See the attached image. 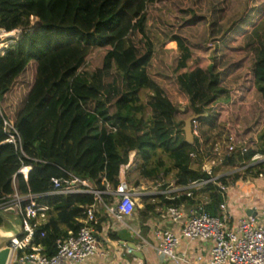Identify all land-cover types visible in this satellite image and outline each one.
<instances>
[{
    "label": "trees",
    "instance_id": "1",
    "mask_svg": "<svg viewBox=\"0 0 264 264\" xmlns=\"http://www.w3.org/2000/svg\"><path fill=\"white\" fill-rule=\"evenodd\" d=\"M153 1L0 0V28L25 30L17 44L0 55V202L10 200L18 192L22 197L35 195L38 203L49 207V220L36 224L33 241L43 246V253L48 256L57 253L58 239L80 229L78 219L85 217V206L99 201L94 194L47 195L54 178L65 179L67 173H72L90 180L98 191L107 192V184L116 190L122 166L129 163L132 152H137L142 160L139 173L145 178L169 172L164 155L173 164L178 186L188 187L209 179L201 165L191 166V154L199 152V141L188 143L184 132L176 131L177 108L148 73L152 44L148 43L147 51L141 54L130 38L135 32L144 33L147 5ZM32 17L39 24L26 31L31 29ZM176 40L183 50L176 70L179 72L187 67L191 53L180 38ZM101 49L105 50L101 65L92 69L86 62ZM214 68H198L178 77L198 115L205 111L199 104H209L229 94L220 86ZM114 69L123 79L120 91L114 80L106 82ZM254 87L264 101V51L255 64ZM142 90L151 93L149 119L144 117ZM23 92L25 100L14 113L9 99L15 106ZM114 93L117 99L112 104ZM223 100L229 101V95ZM207 112L201 121L214 128L215 115ZM4 120L17 129L23 152L6 143ZM255 145L246 153L237 149L227 155L224 164L249 165L245 169L248 176L264 173V163L252 162L256 155L264 156V128ZM198 158L202 160L203 156ZM28 165L32 169L26 180L19 171ZM248 176H223L218 183L227 186L230 180ZM200 191L209 197L208 205L200 210L219 215L223 203L219 187L209 183ZM101 197L108 203L109 195L104 193ZM184 204L197 205L194 195L168 201L169 206ZM2 214L0 227L6 222Z\"/></svg>",
    "mask_w": 264,
    "mask_h": 264
},
{
    "label": "rangeland",
    "instance_id": "2",
    "mask_svg": "<svg viewBox=\"0 0 264 264\" xmlns=\"http://www.w3.org/2000/svg\"><path fill=\"white\" fill-rule=\"evenodd\" d=\"M146 14L144 33L135 32L130 38L141 54L147 51L148 43L152 44L153 56L148 73L177 108L176 131L181 129L184 132L186 121L197 117L194 121L198 122L200 135L206 140L210 125L201 119L208 116L207 111H210L217 121V128L213 130L218 139L216 142L224 141L232 133L237 136L238 146L255 147L257 136L264 128V101L254 87L255 64L264 51V0H154L147 5ZM33 22L39 24L36 19ZM176 38H180L191 53L187 67L179 72L176 70L183 50L179 48ZM104 52L101 49L91 54L86 64L92 69L100 66ZM210 66L215 67L214 72L219 77L220 86L229 94L209 104H199V108L203 107L205 111L198 115L189 96L181 88L178 77L181 73L198 68L207 71ZM113 80L117 90H122L123 79L115 69L106 82L111 83ZM25 95L23 92L15 106L10 97L12 112L16 113L20 109ZM140 95L146 106L144 117L149 119L152 113L148 106L151 93L142 90ZM228 95L230 100L226 102L223 97ZM116 99L114 93L112 104ZM111 109H114L113 106ZM162 156L165 169H170L169 172L146 178L154 182L155 186L159 185L156 188L159 192L176 181L172 162ZM131 157L134 168L126 171L128 183L137 193L152 191L147 186L145 190L137 188L136 183L140 184L145 179L139 173L142 160L136 153H131ZM205 157L210 160L215 156L208 154ZM224 160L225 157L222 160L215 158L214 167L217 166L222 175L248 176L245 174V167H230L224 164ZM203 162V159L196 158L191 166L203 167Z\"/></svg>",
    "mask_w": 264,
    "mask_h": 264
},
{
    "label": "built area",
    "instance_id": "3",
    "mask_svg": "<svg viewBox=\"0 0 264 264\" xmlns=\"http://www.w3.org/2000/svg\"><path fill=\"white\" fill-rule=\"evenodd\" d=\"M30 30H33L37 24L33 22ZM25 30L17 28L8 31L0 28V55L4 56L17 42L23 37ZM5 132L8 134L6 143L14 144L22 150V140L15 126L7 120H4ZM195 140L199 141V152L191 154L194 161L196 158L204 157V148L201 143L200 128L197 121L192 125ZM226 139V140H225ZM224 141L216 142L213 147L212 155L208 163L203 165L209 179L200 182H194L188 187H181L183 192L199 190L209 183L215 184L223 197V203L219 207V215L212 216L208 212H189L184 206H171L168 209L169 215L174 223H182L181 236L190 241L212 242L213 247L210 253V259L206 264H264V225L259 224L255 217H245L234 223L233 215L228 209L226 203L227 186L218 183V177L214 173L216 164L215 158L222 160L223 157L241 149L246 153L250 147L238 146L237 136L230 133ZM225 151V153H223ZM253 165L264 163V156L256 155L252 159ZM130 164L123 165L120 173V184L113 195L119 197V201L109 205L102 199L101 195L106 192L98 191L94 188L92 182L87 179H81L72 173H67V178L52 179V190L47 195H80L94 194L104 205L107 213L115 220L124 222L126 217L130 216L135 209V197L142 195L132 189L126 178V171L130 169ZM245 169L249 167L244 166ZM32 169L31 165L24 166L19 173L23 174L25 179ZM261 178L264 174L260 173ZM108 190L111 189L107 184ZM107 190V191H108ZM25 202V204H24ZM86 215L81 221L82 226L77 232H70L67 238L57 240V253L52 256L43 254V248L40 245L33 244L36 234V224H45L48 217L49 207L41 205L37 201V196H20L16 192L10 200L0 202V213H8L10 209L15 210V215L21 218L23 238H17L12 243V254L7 264H72L84 262L89 257L99 254V240L96 224L98 218L94 205L85 207ZM36 221L34 224L33 222ZM44 234H42V237ZM160 240V246L157 252L176 262L179 261L177 248L181 237L175 235L171 230L161 229L157 233ZM201 260V258H199Z\"/></svg>",
    "mask_w": 264,
    "mask_h": 264
},
{
    "label": "crops",
    "instance_id": "4",
    "mask_svg": "<svg viewBox=\"0 0 264 264\" xmlns=\"http://www.w3.org/2000/svg\"><path fill=\"white\" fill-rule=\"evenodd\" d=\"M216 128L217 124L214 128L209 127L206 140L201 136V143L204 148V165L209 162L205 156L212 155L215 140L218 141L213 132ZM132 153L137 154V152ZM129 164L132 171L134 165L131 155ZM193 168L197 167L193 166ZM214 173L218 178L224 176L221 171L219 172L217 166L214 167ZM242 178L238 181L230 180L229 185H227L226 203L233 215V221L237 224L239 220L252 216L256 218L259 224L264 225V177L253 175L245 179ZM136 184H138V189L145 190V186H147L152 191L141 193L140 197L134 198L135 209L130 216L126 217L124 222L117 221L110 216L100 200L93 204L98 218L96 229L99 254L89 257L84 262L72 264H206L210 259L213 243L190 241L182 237V224L189 215L182 220V223H174L168 212L171 207L168 205V201H174L183 195H194V201L197 202V205L187 206L184 204L182 206L188 213H195L208 205V194L202 193L200 189L195 190V194L193 191L183 192L176 181L161 192L156 191L159 185L155 186L154 182H150L146 178L140 184ZM113 192L112 188L106 192L110 196L107 201L109 205L120 200L119 197L113 195ZM203 211L205 210H200V212ZM83 219L79 218L78 221L81 223ZM48 220L47 217L46 223ZM99 224L100 226L97 227ZM161 229L171 230L175 235L181 237L177 248L178 262L157 252V248L160 246L157 233Z\"/></svg>",
    "mask_w": 264,
    "mask_h": 264
},
{
    "label": "water",
    "instance_id": "5",
    "mask_svg": "<svg viewBox=\"0 0 264 264\" xmlns=\"http://www.w3.org/2000/svg\"><path fill=\"white\" fill-rule=\"evenodd\" d=\"M197 117L186 121L184 132L185 140L193 144L195 137L192 131V125ZM5 219V225L0 227V264H7L12 254V243L14 239L19 238L22 233L21 218L15 215V210L10 209L8 213L2 214Z\"/></svg>",
    "mask_w": 264,
    "mask_h": 264
}]
</instances>
